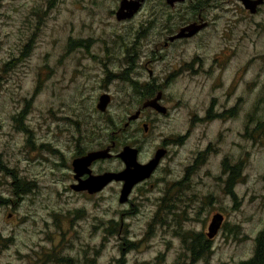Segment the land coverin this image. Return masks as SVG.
<instances>
[{"label":"rangeland","instance_id":"374dc122","mask_svg":"<svg viewBox=\"0 0 264 264\" xmlns=\"http://www.w3.org/2000/svg\"><path fill=\"white\" fill-rule=\"evenodd\" d=\"M226 1L147 0L116 22L119 0H0V264H188L192 235L210 242L193 264L252 258L264 229V8L250 17ZM197 13L209 27L168 43ZM159 92L165 115L141 111ZM111 144L92 174L121 171L124 146L141 164L167 154L123 204L117 182L70 191L73 157Z\"/></svg>","mask_w":264,"mask_h":264},{"label":"water","instance_id":"95a60500","mask_svg":"<svg viewBox=\"0 0 264 264\" xmlns=\"http://www.w3.org/2000/svg\"><path fill=\"white\" fill-rule=\"evenodd\" d=\"M143 0H120L118 4V9L115 12V20L123 21L130 19L134 13L139 9L140 3ZM245 10H249L250 13L253 12V7L259 4L260 1L252 0H239ZM167 3H171V0H167ZM204 25H196L194 23L189 24L179 30L177 34L170 37L168 41L190 38L195 35ZM160 100V93H157L152 99L146 100L141 104V110L151 109L159 114H165L166 110L164 107L158 104ZM109 103V96L107 94H102L97 100L95 108L103 113ZM140 114V110L134 112V114L127 117V122L124 124L123 128H126L131 121H135ZM146 126H143L145 130ZM113 147L111 144L103 150L88 152L85 155L75 158L71 162V172L73 174V179L77 181V185H73L72 189L75 191H85L89 195L96 194L100 192L104 187L112 182L121 183L118 203L123 204L127 201V196L129 195L132 187L137 183L147 179L150 174L156 168L158 161L163 156V151L158 150L155 152L153 158L146 164L141 165L136 161L137 151L134 148L124 146L119 153L115 155L124 165L123 170L119 172H105L99 175H91L90 165L92 162L97 160H106L112 157L110 149ZM86 176V178L81 181L80 178ZM223 221V217L220 214H214L207 227V232L205 237L211 240L217 231L219 230Z\"/></svg>","mask_w":264,"mask_h":264},{"label":"flooded vegetation","instance_id":"af4514ba","mask_svg":"<svg viewBox=\"0 0 264 264\" xmlns=\"http://www.w3.org/2000/svg\"><path fill=\"white\" fill-rule=\"evenodd\" d=\"M120 1V0H119ZM146 1L147 0H143L142 1V3H140V7H139V9L136 11V13H134L133 14V16L130 18V19H126V20H123V21H116V22H125V21H128V20H131L133 17H135L136 15H138L139 14V12L141 11V9H142V7H143V5L146 3ZM211 0H171V3H167V0H164V3H163V5H164V8L165 9H169V10H175L178 6H180V7H182V6H184V5H186L187 3H189L188 4V10H192V11H195V10H197V11H202V10H205V9H209L208 7H210L209 6V2H210ZM230 0H227L226 2H224V7L223 8H227V9H233V10H235L234 9V7H238L239 9H241L242 10V12H243V14L244 13H248V15L250 16V17H254V16H257V14H259V12L260 11H262V9L264 8V0H259L260 1V3L259 4H255L254 5V7H253V12L252 13H250V11L249 10H245L244 9V7L242 6V4H241V2L239 1V0H231L232 1V3H230L229 2ZM252 1H257V0H252ZM118 4H119V2H118ZM118 9V6H117V8H116V10ZM116 10L114 11V13H113V15H114V18H115V12H116ZM192 23H194V24H196V25H200V24H203L204 26L195 34V35H193L192 37H190V38H184V39H178V40H173V41H168V39L170 38V37H173L175 34H177L178 32H179V30L181 29V28H183V27H185V26H187V25H189V24H192ZM255 24V26H254V28L256 29V28H258V29H260L259 28V26H258V24H256V22L254 23ZM209 25H210V23H208V22H206L205 20H203V18H202V16H201V13H197V14H195V16L193 17V21L191 20L189 23H187V24H185V25H183V26H181V27H179L177 30V32L176 33H174V34H171V36H169L168 37V39H167V42L168 43H170V44H173V43H175V42H178V41H188L189 39H192V38H194V37H196L200 32H202V31H204L205 29H207V27H209ZM258 30H256V32H257ZM257 36H259V34L258 33H255V37H257ZM165 45H166V43H165ZM220 70V69H219ZM160 93V92H159ZM155 96H156V94H155ZM154 96V97H155ZM153 98V97H152ZM152 98H150V99H152ZM149 100V99H148ZM146 101V100H145ZM158 104L160 105V101H158ZM161 106V105H160ZM163 107V106H162ZM147 109V108H146ZM143 110H145V109H143ZM151 110V109H150ZM166 110V109H165ZM142 111V110H141ZM153 111V110H152ZM155 112V111H154ZM141 113V112H140ZM157 113V112H156ZM166 113V112H165ZM159 114V113H158ZM161 115H165V114H161ZM139 116H140V114H139ZM139 116H138V118H139ZM215 118V119H219L220 117H222L223 118V116L222 115H219V114H217V115H212V114H210L209 113V111L206 113V116H205V121H207V120H209V118ZM137 118V119H138ZM136 119V120H137ZM135 120V121H136ZM132 122V121H131ZM143 126H146V128H145V130L143 129ZM142 129H143V132H146V129H147V125L146 124H142ZM129 147V146H128ZM132 148V147H131ZM135 149V148H134ZM158 150H162L164 153H163V156H162V158L167 154V151H166V149H165V147H164V145H162V146H160V147H158V148H156V150H155V152H157ZM136 151H137V155H136V161H137V156H138V154L140 153V151H139V149H137L136 148ZM93 152V151H92ZM155 152H154V154H155ZM154 154H153V156H154ZM81 156H83V155H81ZM81 156H74L73 157V159L72 160H74L75 158H79V157H81ZM153 158V157H152ZM151 158V159H152ZM162 158H160V160L162 159ZM150 159V160H151ZM72 160H71V162H72ZM149 160V161H150ZM159 160V161H160ZM159 161H158V164H159ZM148 162V161H147ZM146 162V163H147ZM138 164H141V163H139V162H137ZM146 163H144V164H146ZM144 164H141V165H144ZM158 164H157V166H158ZM156 166V167H157ZM70 168H71V163H70ZM90 169V168H89ZM156 169V168H155ZM155 169H154V171H155ZM123 170V169H122ZM189 170V169H188ZM188 170L186 171V173H185V176L184 177H186V174H187V172H188ZM153 171V172H154ZM235 171H236V169H235ZM238 171V170H237ZM90 172H91V170H90ZM152 172V173H153ZM105 173V172H104ZM113 173H115V172H113ZM152 173L150 174V176L152 175ZM239 173L237 172V174H235L234 175V177H237V175H238ZM91 175H99V174H92V172H91ZM149 176V177H150ZM148 177V178H149ZM86 178V176H82L81 178H80V180L81 181H83L84 179ZM147 178V179H148ZM72 179H73V174H72ZM146 180V179H145ZM145 180H143V181H141V182H139V183H137L136 185H134L133 187H132V189H131V191L133 190V188L135 187V186H137L138 184H140V183H143ZM183 181H185V179L183 178ZM182 181V182H183ZM77 181H75L74 179H73V183H71L69 186H68V189L70 190V191H72V192H74V193H79V194H82V195H84V194H86V195H88V196H92V195H94V194H91V195H89L87 192H85V191H75V190H73L72 189V186L73 185H77ZM234 183H235V179H234ZM120 185H121V183H120ZM24 187H25V189H22L21 191H22V193H26V192H28V190L26 189V187H28V185L27 184H24L23 185ZM131 191H130V193H131ZM130 193H129V195H130ZM128 195V196H129ZM128 196H127V200H128ZM223 222V221H222ZM222 225V224H221ZM253 244H254V246H253V248H254V252H253V255H252V258H250L249 260H247V261H252V260H254L255 258H254V256H256V254H258L259 253V249H261V250H263L264 249V229L263 230H261L259 233H258V235L254 238V240H253ZM242 262H245V261H242ZM260 262H262L263 264H264V261L262 260V261H260ZM241 263V262H240ZM239 263V264H240Z\"/></svg>","mask_w":264,"mask_h":264},{"label":"trees","instance_id":"16d2710c","mask_svg":"<svg viewBox=\"0 0 264 264\" xmlns=\"http://www.w3.org/2000/svg\"><path fill=\"white\" fill-rule=\"evenodd\" d=\"M145 90L147 91L148 95H152V93L150 92L151 91L150 89L146 88ZM234 170L235 169H233V171ZM235 178L236 177H234V173H233L226 180L225 186H226L228 193H230L229 189H231V187L233 186ZM185 241L187 243V249H188V254H189L188 264H193L197 260L203 259L204 256H206L207 253H209L210 242L204 240L200 235H192L191 237L188 236L185 239ZM254 258L255 259L252 261H245V262H241L240 264H263L260 261L262 260L264 261V249L263 250L259 249V253L256 254Z\"/></svg>","mask_w":264,"mask_h":264}]
</instances>
